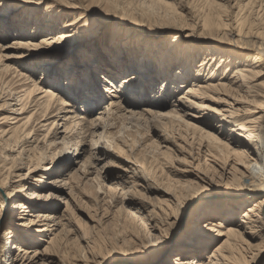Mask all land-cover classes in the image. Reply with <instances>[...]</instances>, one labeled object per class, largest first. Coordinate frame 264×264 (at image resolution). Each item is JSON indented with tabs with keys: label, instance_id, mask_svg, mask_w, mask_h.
<instances>
[{
	"label": "bare ground",
	"instance_id": "obj_1",
	"mask_svg": "<svg viewBox=\"0 0 264 264\" xmlns=\"http://www.w3.org/2000/svg\"><path fill=\"white\" fill-rule=\"evenodd\" d=\"M35 1L38 4L34 5L51 2ZM221 1L229 4L234 0ZM6 2L0 0V15L8 18L17 8H9ZM248 4L253 6L255 0ZM260 11H264V3ZM174 14L171 22L185 27L182 17ZM53 16L59 13L49 11L47 20L40 21L46 25ZM230 22V30L238 29L239 36L247 37L245 45L237 47L241 53L228 57L216 50L209 54L208 50L198 67L192 66L193 60L187 55L191 50L187 45L184 48L188 49H183L177 37L171 38L163 54L160 49L165 43L153 41L157 33L146 32L142 25H130L137 31L117 32L110 40L112 45L121 34L125 38L116 41L117 49H107L117 51L113 55L117 61L130 62L139 70L126 77L110 78L106 72L107 76L98 78V72L106 67L101 56L106 47L94 45L96 55L88 58L92 59L90 67L85 66L89 71L79 70L82 58L68 56L79 51L85 54V50L90 51L86 44L103 37L105 24H98L94 31L84 15H74L72 22L59 28L60 32L50 29V36L41 40L32 37L35 32H31L6 46L0 42V111L8 114L0 117V122L9 125L0 127V264H205L197 257L215 243L206 264H264V246L259 247L264 242V198L257 200L254 196L264 192V42L249 40L258 37L253 33L251 36L241 21L232 18ZM226 34L218 30L209 37L216 45ZM125 39L122 48L119 44ZM252 44L261 50L245 47ZM131 46L136 50L127 57ZM141 46L146 47L144 52L138 49ZM154 47L161 53L158 69L153 65L157 55L151 56ZM44 48L67 53L42 61L40 67L31 65L30 73L24 72L21 65L25 61L47 59L43 53H36ZM105 92L109 102L97 109L94 118L87 120L82 114L74 117L77 106L88 114L94 112L105 101ZM148 96L152 101H145ZM168 98L171 105L167 104ZM139 120L173 123L188 134L202 132L208 141V153L214 148L217 156L227 152L235 159L238 168L225 166L221 179L228 177L227 181L238 187L207 192L209 198L199 204L203 191L193 195V190L212 182L199 163L185 170L194 181L178 196L164 191L167 201L157 205L141 201L144 217L125 210L124 205L134 202V196L128 195L138 188L155 190L142 163L126 154L123 140L118 136L110 139L111 131L120 123ZM200 124L212 131H205ZM45 127L48 131L40 138L39 132L46 131ZM73 136L82 140L71 153L69 138ZM161 139L163 148L172 142L170 136L161 135ZM59 145L62 148L53 157L48 156L47 152ZM80 145L81 152L90 149L87 160L79 161L83 155L77 153ZM156 153L162 155L160 149ZM57 156L59 161L55 160ZM112 160L120 170L122 188L106 185ZM75 164L80 166L72 171ZM87 185L100 187L98 198L102 202L109 197L114 204H122L125 218L121 230L111 238L121 245H117V252L104 251L82 236L83 245L76 257L69 259L67 249L75 226L70 200H75L76 188ZM222 217L225 221L217 220ZM91 222L93 227L100 224L93 219ZM41 242L45 243L43 249ZM191 249L196 250L190 253Z\"/></svg>",
	"mask_w": 264,
	"mask_h": 264
},
{
	"label": "rangeland",
	"instance_id": "obj_2",
	"mask_svg": "<svg viewBox=\"0 0 264 264\" xmlns=\"http://www.w3.org/2000/svg\"><path fill=\"white\" fill-rule=\"evenodd\" d=\"M6 1L9 8L15 7L17 11L8 18L0 15V42L3 46L12 43L15 38L28 36L31 32H35L31 34V36H35L37 40L47 38L50 36L48 35L50 29L54 30V32L57 31V33L60 32L59 28H62V26L68 22H72L74 15H84L86 18L89 17V27L95 28L94 31H97L98 24H105L104 27H102V29H104L103 37L86 44L90 51L85 50V54L79 51L75 55H68L71 58L78 56L79 60L82 58L83 60L81 59V64L78 66L79 70L89 71L85 66L89 65L90 67L92 59L88 58L96 55V52H93L95 50L94 45L97 44L102 48L106 47V49L101 51V56L105 60L106 67H103V69L98 72V78L103 75L104 77L107 76L105 74L106 72L109 76H112L110 78H113L115 76H132L139 71L137 67L132 66L130 62L123 63L117 61L116 58L113 57L117 51L107 50L108 48L117 49L116 46L118 44H116V41L121 36L125 38L124 34H121L118 36L114 45H112V43H110L112 35L119 31H137L134 27L138 25L144 26L146 32H152L153 34L157 33L158 36L153 39V41L154 43H165L163 49H160L163 54L167 51L166 48L169 46L172 37L180 39L182 43L181 47L185 49L187 47L184 48V45H187L191 50V53L187 52V55L193 60L192 66L195 67L202 64V60L206 58L208 50H210L209 54L216 53L214 52L216 50L218 53L228 57L230 55L237 56V54L241 53L238 51L237 47L239 44L244 46V40H246L247 37L239 36L238 29L236 32L230 30L229 25L232 23L230 22L232 18L241 21L243 27L250 31L251 36H253V33L258 37V39L249 37V40L253 42L262 40L264 42V11H260V4L264 3V0H255L253 6L248 4L250 0H234L229 4L221 0H50L51 2H43L41 5H34L38 4L35 0ZM236 2H238V4H235ZM241 7L243 11H240ZM49 11L59 13V16H53V19L44 25ZM174 13L182 17L185 21L183 24L185 27H180L177 23L171 22L172 18L175 16ZM38 19L39 21L36 25L35 23ZM41 19L44 21L41 22ZM130 25L135 26L131 27ZM218 30L224 31L227 34L226 37L216 42V45H214L213 42L215 41L210 39L209 36L211 33H216ZM230 31H232L233 34L232 32L230 33ZM54 32L53 34H56ZM199 38H201L203 42H198ZM126 39L123 40L119 46L122 44V48H124V46H126ZM135 47L131 46L128 49L130 53H126L127 57L132 56L131 53L136 50ZM245 47H255L257 51L261 50V48L255 44ZM142 48V52H144L146 47L141 46L138 49ZM50 50L51 49L44 48L36 51L37 54L41 52L43 55H46L47 57L45 58L47 59L36 57L31 59L32 61H25L26 64L21 65L23 66L22 70H25L24 72L26 73H30L31 68L29 66L36 65L40 67L39 65L42 61L54 59L57 54L62 56L67 53L65 50L55 51L56 53ZM155 52L156 47L151 50V56L157 55V62L153 65L155 69H158L157 63L160 61L161 56L159 54L161 53H159V51ZM178 52H180V50ZM105 55L107 56L106 58L104 57ZM244 55H249V52H245ZM83 56H87L86 59ZM129 59L130 58H127V61ZM19 60L20 59H18L17 62H19ZM68 63L70 62H67L65 66L68 65ZM102 64L104 65V63ZM65 66H63V69L66 68ZM41 75L42 74H38V77ZM48 86L49 85H46V88H48ZM105 88L106 83L103 85V92ZM104 94L106 97L105 101H103L100 107L96 108L94 112L88 114L82 111L81 107L77 106L74 117L78 118L82 114L86 116L87 120L94 118L99 111L97 109L104 108V104L109 102L108 94L106 92ZM145 101H152V98L148 96L145 98ZM2 103L3 102L0 101V105H2ZM170 103H172L171 98H168L167 104L171 105ZM2 116H8L6 111H0V117ZM206 119L208 120V118ZM50 122L51 121H48L47 123ZM1 126L7 127L9 125H1L0 122V127ZM200 126L204 128L205 131H212L204 124H200ZM45 129L46 131L39 132L40 138L46 135L48 127H45ZM42 130H44V128H42ZM111 132L110 139H116V136H118L123 140L122 147L127 151L126 154H132L139 160L140 164L142 163V166L145 167L146 171L151 175V179L153 180L152 185L155 187V190L152 191H148L147 189H145V191L142 188H138L136 192L128 195V198L134 196V202H129L124 205L123 208H125V210L134 211L138 215L144 217L146 212L140 209L141 201H146L153 205H157L158 202L167 201L169 198L163 194L164 191L178 196L186 185L194 181V178L185 173V170L192 169V166L198 165L199 163L201 166L200 168L205 170L212 179L210 185H207L205 188L193 190V195L203 191V196L198 202L199 204L205 202L209 198L205 195L207 192H212L214 190L228 191L224 189H234L238 187L231 181H227L228 177L225 181L221 179L223 174L222 168L228 165H230V167L234 166L235 159L229 157L227 152L222 155L218 153L219 156H217L214 152V148L210 149L212 153H208V141L201 136L202 132L194 135L193 131H190L188 134L186 130L179 129L173 123L154 124L145 120H139L133 123L122 122ZM161 135L170 136L172 139V142L167 148H163ZM69 139L72 142V153V151L76 149L79 141L81 144L82 137L78 138L77 136H73ZM60 148H62V145L54 148L51 152H47L48 156L53 157L52 154H55ZM81 149L82 145L79 146L77 152L83 154L79 161L87 160L90 154L89 147L85 153L83 151L81 152ZM159 149L162 155L156 153ZM57 158L59 157L57 156L55 160L59 161ZM36 162H39L38 156ZM104 163L105 162L98 167H102ZM79 166L80 165L75 164L71 170L75 171ZM108 168L110 178L106 181V185L108 187L118 186L122 188L123 183L119 177L120 170L115 166L113 160ZM26 171L27 169H25V172ZM68 173L69 172H67V174ZM76 190L75 200L72 198L70 200V213L74 218L75 226H73V235L70 236L69 239L70 246L67 249V258L73 259L76 257L77 250L83 245L82 236L84 239L87 238V240L91 241L94 245L97 244L98 247H103L104 251L112 249L110 252L113 250L117 252V245H121V242L113 241L111 238L115 237V234L121 230L125 218L124 211H122V204H114L113 200H110L111 198L109 197L107 202H102L100 199L101 197L98 198V196H101L98 191L102 192L100 187L98 188V185L81 186L80 188H76ZM254 196L257 200L264 198V192L259 193L258 196H256V194ZM62 208L64 210L66 206L63 205ZM242 214L243 213L239 216L237 215V221L241 219ZM91 219L99 221L100 224L93 227ZM101 219L102 221L100 222ZM217 220L225 221L224 217ZM130 222L136 225V222L131 220ZM41 243L43 249L45 243ZM216 244L217 243L211 245L208 251L203 252L205 254H202L201 257H197V260H202V262L206 264L208 262L207 257L214 251ZM260 246H264V242L263 244H259V247ZM191 250H189V252L194 253L196 249H193V252Z\"/></svg>",
	"mask_w": 264,
	"mask_h": 264
}]
</instances>
